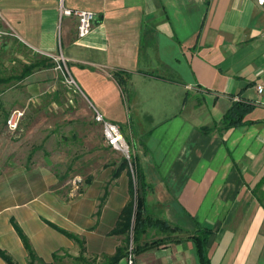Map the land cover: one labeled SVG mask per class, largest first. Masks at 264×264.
Returning <instances> with one entry per match:
<instances>
[{"label":"crops","instance_id":"1","mask_svg":"<svg viewBox=\"0 0 264 264\" xmlns=\"http://www.w3.org/2000/svg\"><path fill=\"white\" fill-rule=\"evenodd\" d=\"M65 5L95 13L88 37L77 36V18L61 16L58 0H0V21L35 51L62 55L94 113L119 125L132 145L154 188L147 215L185 231L148 227L136 245L164 242L136 253L135 264H201L191 239L200 226L212 229L211 264H264L258 197L264 196V90L258 92L264 6L255 0ZM237 100L254 110L246 124L225 129V113ZM123 163L107 160L86 179L73 171L67 193L49 168L7 179L0 188V249L16 264H30L14 221L47 264L66 255L108 264L119 248L126 256L118 264H127L126 236L112 235L131 199L132 169ZM20 196L26 198L1 206ZM0 264H7L1 256Z\"/></svg>","mask_w":264,"mask_h":264},{"label":"rangeland","instance_id":"2","mask_svg":"<svg viewBox=\"0 0 264 264\" xmlns=\"http://www.w3.org/2000/svg\"><path fill=\"white\" fill-rule=\"evenodd\" d=\"M37 60L45 65L25 80L0 84V188L7 179H19L24 169L49 168L58 184L65 185L64 193L70 191L75 170L86 179L88 172L107 160L120 159L127 160L132 169L131 158L107 144L102 125L72 81L62 55L51 58L35 51L0 21V78L18 76L25 65ZM15 113L17 127L10 128L8 121ZM126 143L131 157L135 153ZM77 181L84 184L82 178ZM25 198H5L1 206ZM64 258L58 264H75L67 255Z\"/></svg>","mask_w":264,"mask_h":264},{"label":"trees","instance_id":"3","mask_svg":"<svg viewBox=\"0 0 264 264\" xmlns=\"http://www.w3.org/2000/svg\"><path fill=\"white\" fill-rule=\"evenodd\" d=\"M45 63L41 60L25 65L21 74L18 76H11L7 79L0 78V84L3 82H9L11 80L22 81L27 77L31 76L36 68L44 66ZM118 76V75H117ZM119 78V77H118ZM254 105L248 101L237 100L233 101L230 108L226 111L223 124L225 129L237 127L247 123L246 117L249 113L254 110ZM207 131V130H205ZM211 131V130H208ZM207 131V132H208ZM129 162L124 160L122 166H128ZM131 168H132V188H131V199L125 208L122 210L119 221L112 231V235H125L127 244L126 250L128 254V246L130 240V229L133 224L134 232V243H138L146 232L148 227L162 229L165 231H180L185 232L178 226H173L169 222L160 219H152L147 215V203L146 198L149 193L153 191V186L146 181L145 173L142 166L135 155H131ZM258 195V191H256ZM261 202L264 201V196H258ZM14 227L22 239L25 248L28 251L30 264H47L40 259L33 251L28 237L24 234L21 227L13 221ZM63 232V231H62ZM65 233V232H64ZM212 234V229L208 227L200 226L194 232H192L191 239L194 240L201 264H211L209 251H208V240ZM164 241H154L145 245H136L135 253H139L147 248H152L163 244ZM0 256L7 262V264H16L13 258L4 250L0 249ZM126 255H124V248H119L113 258L108 264H118V262ZM82 257L77 259L75 264H81Z\"/></svg>","mask_w":264,"mask_h":264},{"label":"built area","instance_id":"4","mask_svg":"<svg viewBox=\"0 0 264 264\" xmlns=\"http://www.w3.org/2000/svg\"><path fill=\"white\" fill-rule=\"evenodd\" d=\"M259 6H264V0H255ZM60 5L61 16H69L77 18V36L80 39L88 37L93 30L94 21L96 15L92 11L88 10H75L68 8L65 5V0H58ZM64 60V58H63ZM75 83V81L72 79ZM264 90L263 86H258V92L262 93ZM21 116V115H20ZM16 113L9 119L8 124L10 128L17 127ZM95 119L102 125L103 135L106 142L116 150L123 151L128 158L130 157V149L119 125L105 119L101 113L95 112ZM133 224L130 229V240L128 246L127 264H135V249L136 244L134 243V232Z\"/></svg>","mask_w":264,"mask_h":264}]
</instances>
